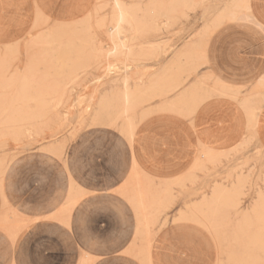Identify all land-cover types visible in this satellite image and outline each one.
<instances>
[{
	"label": "rangeland",
	"instance_id": "374dc122",
	"mask_svg": "<svg viewBox=\"0 0 264 264\" xmlns=\"http://www.w3.org/2000/svg\"><path fill=\"white\" fill-rule=\"evenodd\" d=\"M116 1L124 8L138 7L137 18L153 7L159 14L158 30L136 33L125 25L120 53L110 52ZM172 1L94 0L71 19H40L20 40L0 45V264H150L148 253L154 237L170 220L190 221L205 229L213 239L219 264H264V253L249 241L256 229L239 228L242 218L252 216L264 196V149L254 130L213 163L191 170V181L181 185H167L164 180L149 177L136 162L129 166L126 142L132 144L135 130L144 119L167 112L165 108L178 104L182 94L194 92L197 97L211 90L212 76L203 68L207 58L194 73L182 71L184 61L178 64L181 69L175 66L168 77L176 76L180 84L172 93L148 92L138 108L131 107L133 110L120 101L114 108L121 110L120 119L118 115L107 127L92 124L102 98L121 100L124 93L147 89L150 80L185 50L202 54L200 46L204 44L206 54L209 38L225 22L220 20L221 14L236 0H192L171 12ZM67 42L73 50L67 56L69 60L66 56L57 60ZM75 53L79 64L74 69L70 57ZM203 77L209 79L203 81ZM239 95L240 91L233 100L237 101ZM262 95L254 87L251 92H243L239 105L259 113L264 104ZM163 103L168 106L164 108ZM194 114L181 117L193 126ZM124 130L131 131L126 140ZM65 177L82 192L67 193ZM108 185H115L108 194L118 200L131 193L135 199L139 188L146 189L140 198L145 209L138 211L144 217L136 223L127 253L139 261L101 262L90 255L88 242L80 245V239L91 231L96 233L100 223L103 225L98 232L103 234L107 221L110 226L116 221L112 205L107 214L106 202L96 203L103 196L100 190L106 194ZM237 190L240 199L236 211L216 212L208 221L181 219L189 216L191 208L210 201L216 192L237 194ZM91 198L92 207L88 201ZM128 206L132 220L134 211ZM75 209L81 213L73 224ZM203 222L211 227L205 228ZM113 226V234L118 233V224Z\"/></svg>",
	"mask_w": 264,
	"mask_h": 264
},
{
	"label": "crops",
	"instance_id": "0c3cea01",
	"mask_svg": "<svg viewBox=\"0 0 264 264\" xmlns=\"http://www.w3.org/2000/svg\"><path fill=\"white\" fill-rule=\"evenodd\" d=\"M93 2L0 0V45L20 40L40 19L66 21L80 14L82 6L92 5ZM247 3L248 11L245 14L236 20H225L211 35L206 47L207 64L203 66L213 81L217 79L223 85L237 86L234 88L240 90L239 99L245 96H241L243 92H251L264 79V0H247ZM239 99L236 101L222 96L210 98L195 112L193 126L187 119L173 113L152 114L135 130L132 144L129 146L126 142L129 146V166L132 167L134 159L149 177L159 181L173 180L184 175L193 164L199 151L198 143L219 150L233 147L247 133V119ZM256 122V140L264 149V104ZM65 182L67 193L82 192L70 178L65 177ZM70 186L72 191L69 190ZM114 187H105L106 194L100 190L103 196L96 203L106 202L107 214L112 205L116 221L112 222V226L107 221L103 234L98 232L103 225L100 223L96 233L91 231L84 239H80V245L81 242L84 245L88 242L91 246L90 255L101 262L139 261L127 254L130 238L135 234V215L130 220L128 202L108 194L115 190ZM88 201L92 207L94 199ZM80 213V209H75L73 224ZM113 224H118L117 229L120 230L116 234L112 232ZM130 230L132 233H129ZM215 256L213 239L205 229L182 220H170L162 227L155 235L148 253L150 264H215Z\"/></svg>",
	"mask_w": 264,
	"mask_h": 264
},
{
	"label": "bare ground",
	"instance_id": "6f19581e",
	"mask_svg": "<svg viewBox=\"0 0 264 264\" xmlns=\"http://www.w3.org/2000/svg\"><path fill=\"white\" fill-rule=\"evenodd\" d=\"M119 1H121V0H119ZM189 2H192V0H173L172 1V7L173 8L171 9V12H173V9H176L179 5H181V4L185 5V4H188ZM114 4H115V7H114V11H113L112 14H113V21L115 23V26H114L113 35L111 36V38L113 39V40H111V41H113V45L111 44L112 48H111L110 52L111 51L114 52V53H120L121 52V50H122V48L124 46V43L121 42L120 40H122V36L121 35H123L124 26L125 25H128L129 27H131V29H133V31H136V33H137V30H146V31L147 30H158V28H159V22H158L159 21V14L155 10V7H153L151 10H149L148 13H146L143 17L137 18L135 16L137 15V12L139 10V9H137L138 7L137 8H134V7L133 8H124L123 5L119 4L117 1ZM247 11H248L247 0H236L232 6L227 8L221 14L220 20H236L240 16L245 14ZM90 22H92V21L90 20ZM86 25H88V24H86ZM89 25L91 26V24H89ZM84 26H85V24H84ZM70 29H71V32H72V28H69L68 31ZM61 31H63V30L61 29ZM58 32H60V31H58ZM63 33H64V31H63ZM66 33H67V31H66ZM141 33L143 35V32H141ZM85 35H86V33L84 34V36ZM55 36H57V35H55ZM88 36H90V35H88ZM133 36H135V33H134ZM139 36H141V35H139ZM76 38H77V36H76ZM136 40L137 39H135V41ZM91 42H90V44H91ZM75 43L77 44V42H75ZM85 45H87V44H85ZM85 45H83L84 48L86 47ZM125 47H127V45ZM126 50H128V49H126ZM72 51L73 50L70 47V43L69 42L65 43L63 45L62 49H61L60 55L58 56L57 60L63 59L65 56H66V58H68L67 56L69 54H71ZM93 51H95V50H93ZM200 52L202 54H199V52H191L190 50H185V51L179 53L178 55H176L174 57V59L171 60L169 66L166 67L167 69H165V70L162 69V71L158 75H156L152 80H150L147 89H138L135 94L124 93V95L122 96L121 100L120 99L109 100L107 98H102L101 100H99V102L97 104V109L95 108L96 111L94 110L95 114H94V117L92 119V124L93 125L101 124V125H104V126L107 127V125H110L112 123V121H114L118 117V115H119V119H120L121 110H120V112L114 110V108L116 106H118V104H120L119 103L120 101H122V103L124 104L126 109L129 108V110H131L132 109L131 107H133V106H135V108H138L137 104H139V103H141L143 101V98L146 96V93H148V92L151 93V94H154V95H156V93H158V92L161 93L162 91H166V92L171 91V93H172L173 89H177L176 87H179L178 85L180 84V81H179V79L176 76L168 77L169 76V72L173 68H175V66L178 67L177 69H181V67H180L181 65L179 66L178 64H180V62L184 61L186 63V65H184L182 71L186 72L188 74H190L191 72L194 73V71L199 68V65L204 63V62H201V61L202 60H206V54H204L205 53L204 52V44H202L200 46ZM75 54H76L75 57H70V59H72V62H71L72 67L74 69H75V67L77 68V66L79 64L78 53H75ZM68 60H69V58H68ZM121 62H122V60H121ZM111 66H112V64H111ZM72 76H74V75H71V77ZM189 76L190 75H188V77ZM208 79H209V77H203L202 78L203 81L204 80L206 81ZM182 81H181V85H182ZM196 85H199V82H198V84H195V86ZM200 85H202V84H200ZM48 87H50V86H48ZM234 87H237V86H234ZM234 87L223 85L221 82H219L217 79H215L213 81L212 86H211V90L208 89L207 94H204V95H201V96H197V97L195 95H192V93L194 94V92L191 93L192 96L191 95L182 94L180 96V98H179V101H178L179 103L178 104L177 103L175 104L174 100H173L172 102L174 104H172V105L169 104L170 105L169 108H165V105H167L166 103L168 101V99H167L166 103H163L164 105L162 104V106H164V108L167 109L168 113H173V114H176V115H179V116H183V117L189 116V115L195 113L197 111V109L205 101L210 100V98H212V97L222 96V97H229L231 99H236V96L238 95L240 90L237 89V88H234ZM188 88H190V87H188ZM255 89L259 90L261 93L263 92L262 101H264V91H262V90H264V79L262 81H260L259 83H257ZM188 91H189V89H188ZM190 91H193V90L191 89ZM30 92H31V90H30ZM180 92H182V90ZM188 93H190V92H188ZM195 93H196V90H195ZM114 95H115V93H114ZM163 95H165V94H163ZM197 95H199V94H197ZM156 97H158V96H156ZM160 97H161V95H160ZM43 98H44V96H43ZM175 98L172 97V99H175ZM40 101H42V100L40 99ZM178 105H179V107H178ZM241 107L244 110L243 114L245 113L244 115L246 116V119H247V128H246L247 131L246 132L249 133V132H251L253 130L255 132L254 128H255L256 123H257L256 122L257 121V116H258V114L260 112L256 113V112H254L255 111L254 109H248L244 105L241 106ZM157 109H159V108H157ZM124 111L125 110L123 109V112ZM41 112H42V110H41ZM127 113L129 114L130 112H127ZM122 115H123V113H122ZM144 117H146V115H144ZM130 121H133V120H130ZM112 125H114V124H112ZM123 125H125V123ZM113 128H115V127H113ZM127 129H130L129 124H128V128ZM130 132H131L130 130L129 131L124 130L122 132V136H123V138L125 140H126V136H129L128 134H130ZM240 143H243V142L239 141L237 144H240ZM235 147H236V145H234L233 147H231L229 149L233 150ZM225 150L214 149L212 147L204 146L201 143H199V151L197 153V156H196L195 160L193 161V164L186 171V173L184 175L176 178V179H173V180H164L165 184H167V185H181L184 181H191V177H192L191 176V170H195L197 168L198 169L199 168H203L204 167L203 165L206 162H210V163L212 162L213 163L215 161V158L217 156H219V154L223 153ZM130 152H131V150H130ZM132 163H135L134 159H133ZM63 168H64V166H63ZM136 193L137 194L135 195L136 196L135 199L133 198L134 197V193H131L125 199L129 203V205L132 207V209L134 211L135 221H136V222H134L135 224L138 223L140 220H143V217H144L143 215H141V213L139 215L138 211H141V210L145 209L144 203L143 202L141 203L140 198H141V196H144V194L146 193V189L145 188L144 189L143 188H139V190H137ZM239 195H240V193H239L238 190H237V194H236V191H233L232 193H229V194L224 193V192H220L219 193V191H218V192H216L214 194L213 198L210 201L205 202L203 204V206L191 208L190 212H189V216L185 217V218H181V219H188V220H193V221H197V222L201 221V219H202V221H205V220L208 221V220L211 219V216L214 213H216V212L222 211V212L225 213V212H227L229 210L236 211L239 208V199H240ZM137 198H138V200L136 201ZM205 224L206 223H204V222L202 224L205 228L211 227L210 224L208 226L205 225ZM253 227L256 229V231L250 236L249 241H250L251 244H253L255 250H257L258 252H263L264 253V196L261 198L259 205L256 208L253 209V215L252 216L245 215L242 218L241 225H239V228H242L244 230H249V229H251ZM135 231H137L136 226H135ZM215 264H219V261L216 260Z\"/></svg>",
	"mask_w": 264,
	"mask_h": 264
}]
</instances>
